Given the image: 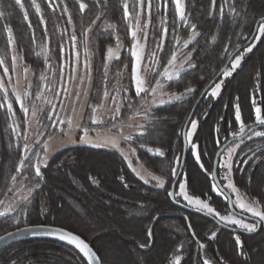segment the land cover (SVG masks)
<instances>
[{
    "label": "trees",
    "instance_id": "trees-1",
    "mask_svg": "<svg viewBox=\"0 0 264 264\" xmlns=\"http://www.w3.org/2000/svg\"><path fill=\"white\" fill-rule=\"evenodd\" d=\"M23 2L28 20L24 19L25 9L16 5L14 0H0V11L6 14L5 17H0V58L5 61L0 64V78H3L8 89L7 94L0 89V104L11 101L15 111L13 118L11 111L0 107V200L4 201V204H0V212L6 211L8 207L16 209L6 216H0V236L30 225L62 227L83 237L97 252L103 264H174L177 256L180 257L179 264H204L205 259L210 260L212 264H264V229L256 236L241 235L247 253L246 261L237 254L234 241L236 233L219 228L213 220L191 212L186 215L198 242L188 227L186 216L168 215L160 217L154 227L153 246L147 251L142 250L139 245L149 244L147 233L156 215L183 210L172 202L164 188L155 187V182L145 184L133 172L135 168L141 175L150 172L163 175L167 179L171 162L177 156L180 157L181 165L184 150L182 133L196 101L225 66L231 54L249 40L257 20L264 17V0H216L215 5L211 0H184L185 11L189 14L191 23L197 25L199 35H196L187 48H182L177 56H181V59L187 58L193 66L189 67L188 63H184L179 78L172 81L162 79V82L164 90L170 94H180L188 87L195 91L181 100L166 102L148 110L145 118L140 120L143 129L139 125V129L130 134L133 139L123 140L119 149L76 142L59 147L51 153L48 150V155L41 165L43 176L35 179L32 168L17 175L15 167L23 153L22 147L17 145L29 143L31 152H41L43 156L42 145L49 136L59 131L60 119L56 110L62 92L66 90L68 79L65 80L76 68L78 72L86 70V60L89 63L86 71L91 84L76 136L78 139L84 135V128L91 133L97 130H116L112 128V124L121 125L134 119L142 105L130 80L134 65V58L131 56L134 41L129 22L123 16L122 0H100L99 4L96 0H82L88 5L83 12L79 10L78 0H37L43 20L39 18L41 13L30 6L31 0ZM65 3L68 4V12L63 10ZM159 3L160 7L157 9V0H153L151 24L147 28L148 39L143 40L142 47L147 55L154 49V41L161 40L162 30L159 22L167 12L169 31L162 41L163 50L158 52L161 66L157 71L162 73L163 66L177 47L172 31L173 20L176 21V34L182 40H187L192 33L191 29L184 27L176 17L172 0H168L167 9L163 6L164 0H159ZM129 4L131 12L132 0H129ZM233 6L239 15L230 11ZM69 13L72 16L71 22L68 21ZM97 16L100 19H96ZM94 20L95 24L92 25ZM141 22L143 23V19ZM109 23L116 25L114 31L105 29V25ZM89 25H92V32L89 33L91 52L86 54L81 33L82 29ZM7 27L13 30L15 45L7 43ZM73 32L78 37L75 44L70 40ZM109 46L118 54V59L107 61ZM248 47H251L252 51H245ZM45 48L48 49L47 53L43 51ZM76 52H79V65L74 63ZM239 54L243 56L241 64L224 79L221 95H206L192 118L199 121L193 140L201 147L200 162L204 163L209 171L214 168L216 156L212 150L216 147L215 138L220 137L221 148L224 137L229 140L232 138L231 133L238 130L234 104H240L245 123L249 125L254 120V106H260L264 110V35L258 30L252 44L242 49ZM13 55L31 72L32 87L29 88V100H35L40 109H43L38 111V139L36 137L39 135L35 137L37 132L33 134L29 128L30 113L23 112L20 107L21 100L17 99L10 82L15 68ZM106 62L107 72L104 68ZM6 67L7 72L4 71ZM41 72L47 76L50 85H55L51 91L43 90L44 97L51 103L39 102L36 96ZM222 78L223 75L217 82ZM147 79L149 83L154 84L151 75ZM105 85L110 92L114 88L121 89V96L130 98L131 103L125 99L120 111L116 113V119L110 114L103 119L105 123L97 124L89 118L92 115L91 107L102 102ZM151 96L149 94L145 99ZM236 97H239V101ZM253 97L256 105L252 103ZM24 106L27 107V104ZM99 113L100 109L98 116ZM221 117L224 119L221 120ZM14 124L19 125L15 130ZM217 126L219 133L215 131ZM260 130L264 129H257ZM37 141V147L31 148ZM130 147L136 149L134 154L129 151ZM156 148L162 149L166 156L154 157L148 151ZM260 151H264V138L245 139L244 144L237 149L233 178L242 194H246L249 199L256 198L264 204V163L259 159ZM254 152L256 156L253 159L247 164L242 162ZM218 172L223 175L222 170L218 169ZM183 173H186L189 179V194L208 200L221 214L230 212L228 201L212 188L215 181L199 167L190 143ZM12 175H17L15 183L11 181ZM37 180L40 187L31 193L28 201H23L21 197L28 196L27 189L33 187ZM179 181L183 182L181 178ZM219 181L225 184V181ZM125 184L128 186L125 187ZM10 188L12 191H9ZM165 188L171 190L168 184ZM178 199L180 203L186 204L181 198ZM21 207H26L27 216L20 214ZM13 217H19L20 222L17 223ZM214 231L217 235L211 238ZM201 244L206 247L200 248ZM13 262L87 264L83 255L73 246L47 238L23 240L0 250V264Z\"/></svg>",
    "mask_w": 264,
    "mask_h": 264
},
{
    "label": "snow or ice",
    "instance_id": "snow-or-ice-1",
    "mask_svg": "<svg viewBox=\"0 0 264 264\" xmlns=\"http://www.w3.org/2000/svg\"><path fill=\"white\" fill-rule=\"evenodd\" d=\"M51 2V0H49ZM14 3L18 5L21 9H25V4L23 0H14ZM79 3V10L83 12L88 5L83 3L82 0H78ZM96 3L99 4L100 0H96ZM167 3L168 0H164L163 6L165 9H167ZM172 3L175 8V13L176 17L178 20L181 22V24L186 27L191 29V35L187 40H182L177 34H176V21L173 20V28L172 31L174 33V41L175 45L177 46L174 51L171 53V57L167 60V64L163 66V72H158L157 68H159L160 65V60L158 58V52L163 50V44L162 41L164 38H166L167 33L169 31L167 24H168V19H167V12H165L164 16L160 20V28L162 30L161 34V40L160 41H154L155 47L153 50L147 53L145 55L143 47H141V38L144 41H147L148 35H147V28L151 24V19H152V8H153V0H132L131 7L133 11H129V0H122V8H123V16L124 19L128 20L129 22V28L131 29V36L133 38V47L131 49V56L134 58V65L132 68V72L130 74V80L132 84L134 85L135 88V94L140 97V103L142 106H148L149 102L145 99L146 96L151 94L154 98L157 94V92H160L161 95H164L165 93L163 92L164 89V83L162 82V79L167 80V81H172L176 78H179L180 72L183 70V64H177V54L182 50V48H187L188 45L192 42V40L195 39L196 35H199L197 32V25L194 23H191L189 14L186 13L185 11V5H184V0H172ZM211 3L213 5L216 4V0H211ZM30 6L35 8L36 12H40V20H43V14L42 10L40 7V4L37 3V0H31ZM160 3L159 0H157V9H159ZM63 10L64 12H68V4L65 3L63 5ZM223 11V8L221 7V12ZM230 11L233 13H236L239 15L237 12V9L235 6L231 7ZM6 14L4 11H0V17H5ZM24 19L28 20V14L27 10L25 9L24 11ZM96 19H100L99 16L96 17ZM143 19V23L141 22ZM72 16L71 13L68 15V21L71 22ZM132 21H135L133 24ZM260 24V29L259 32L261 35H264V17H261V19L258 21ZM95 24V20L92 21V25ZM30 25V22H29ZM92 25H89L88 27H85L82 29V36H83V45H84V50L86 54H90L91 49L89 48V33L92 32ZM105 29H112L113 31L116 29V25L113 24H107L105 25ZM7 43L15 45L16 40L14 39L13 36V30L11 27H7ZM67 31V29H65ZM70 40L75 44L78 41V37L73 32L70 35ZM117 41V48L120 47L119 43V36L116 37ZM45 53H47L48 49L45 48L43 49ZM245 51H252L251 47H248L245 49ZM190 55V54H189ZM75 61L74 63L76 65L80 64L79 60V52H76L75 54ZM118 54L114 52V49L109 46L107 49V61H112L114 59H118ZM17 57L15 55L12 56V62L15 64ZM243 59V56L237 53L234 57H232V64L229 67H225L222 69V75L224 77H228L232 74L233 71L237 67L240 66L241 61ZM4 59L0 58V64H4ZM71 58H70V66H71ZM184 63H188L189 67H192L191 63L188 61L186 58ZM51 68L52 66L49 65ZM84 67L86 69L89 68V63L86 60L84 62ZM105 72L108 70V64L107 62L104 65ZM125 68H127V65H125ZM5 72L8 71V68L6 67L4 69ZM63 71V68L61 67V72ZM25 79H27V72L28 69L27 67H24L23 69ZM119 75V74H117ZM151 75L154 84L149 83L147 77ZM159 77V78H158ZM63 77L61 76V79ZM223 80L214 83L210 87V91H207L205 93H201V95H209L212 97H218L221 95V89L223 86ZM32 84L31 82L28 83V88H31ZM55 85H50L48 83V78L47 76L41 72L39 75L38 83H37V91H36V96L37 98L41 99L44 102L51 103L50 101H47L46 98L43 95V90L48 89L49 91L53 90ZM0 89L4 91L5 94H7L8 89L5 87L3 78H0ZM15 91V88L13 89ZM121 89L119 88H114L110 92L107 85H105L104 91H103V98L102 102L97 105H93L91 107V113L92 115L89 117L94 123L101 124L105 123L102 117H98V110L104 107V101H107L109 97L111 96V104L114 106L111 109L112 117L113 119H116V113L120 111V107L123 105L124 100L127 99L128 103H131L130 98H125L121 96ZM126 91V90H125ZM195 89L188 87L185 89L184 92L180 93L179 95H170L169 100H181L185 95L189 93H193ZM115 93L114 95L112 93ZM30 93L25 92V95H29ZM20 97L17 96V99ZM77 99H79V95L77 96ZM236 100L239 101V97H236ZM154 102V100H153ZM167 101H161V103H166ZM253 105H256V100L255 97H253L252 100ZM0 107H6L9 111L12 112L13 118L15 117V111L13 110V104L11 101H9L6 104H0ZM20 107L23 109V112L26 114L28 113L29 109L24 106L23 102H21ZM40 111H43L41 108ZM253 113H254V120L251 125L245 123V118L242 115L241 111V106L237 102L234 104V114H235V121L238 124V130L233 131L231 133L232 140H228L227 137H224V147L220 148L221 145V139L219 136L215 138L214 144L216 147L212 150L213 154L215 156L220 157V160L217 164V168L223 171V175L221 176L218 171H209V168H206L204 163L200 162L202 159V151L200 145L193 140V137L197 133V128L199 121L196 119H190L188 121V131L183 132L182 135L184 138L188 141V143L191 144L192 150L195 151V159L199 163V167L203 169L205 173H208V175L211 176L213 181L217 180H222L226 181V184L224 183H212V188H214L219 195L224 197L225 200L231 199V196L229 193L235 194V201L234 204H238L239 207L247 214H250L251 217L253 218L251 221L247 220L244 218V216H239L237 217L236 214L234 213H227V214H221V212L217 211L214 207H212L208 200L202 199L199 196L195 195H190L189 194V179L186 173L183 172H178L177 168L180 165V157L177 156L174 161L171 162L170 165V172L168 173V178L165 179L163 175H155L153 173H146V175H141L137 169H133V172L136 173L137 176L140 177L141 180L144 181L145 184H148L150 182H155V187L158 188H164L166 194L176 200L177 203H180V199L182 198L184 201L187 202V206L194 207L202 212H206L209 215L215 216L222 224H228L233 226L235 229H240L243 230L244 232L252 233L256 232L262 225H264V204L261 203L260 200L256 198L252 199H247L246 194H242L240 189L237 187L235 184L234 178H233V167H234V162L236 159L237 155V149L240 148L241 144H244L245 139L251 140L253 137H261L264 138V130L257 131L256 129L259 127L261 129H264V110L260 106H254L253 108ZM139 114V110L138 113ZM145 115H147V107H145ZM32 116L37 118L36 123L39 124L40 121L38 119V113H37V108L35 104L32 107ZM221 120L224 118L221 117ZM60 123H64L63 121H60ZM19 125L14 124L13 130H15V127H18ZM54 126V125H53ZM68 127L71 129L72 127V120L68 121ZM79 127V125H77ZM112 128L118 129L117 136H113L110 139L105 140L104 143H98L94 145L95 147H114V148H119V140L124 139V140H132L133 137L131 135L128 136H123L120 135L122 133V129L119 127L117 124H112ZM140 128L143 129V125H140ZM88 129L84 128L83 132L84 135H88ZM216 133H219L220 129L217 126L215 129ZM37 134H40V129L37 128L36 130ZM141 135H143V132H141ZM27 136H25V140H27ZM48 139L50 140L51 137L49 136ZM81 142L87 143V140H83ZM39 144V141L37 143L32 144L31 148H36L37 145ZM17 147H22L23 153L21 155V158L19 159L18 164L15 167V171L17 175H19L21 172L27 171L29 168L34 169V177L35 178H40L43 176V173L41 171V165L44 163V160L46 159L48 155V148L49 144L47 141L44 142L42 145L43 148V156L41 155V152H31L30 151V145L29 143H24L22 146L19 144ZM140 147H145V145H140ZM129 151L131 153H135L136 149L134 148H129ZM149 152L152 153L154 157H160L163 158L166 156V153L160 149H148ZM251 151V150H250ZM256 156V153L254 152L252 156H249L247 159L243 160L242 162L247 164L249 160L253 159V157ZM127 158V157H125ZM261 162L264 163V151H260V157ZM141 167H143L141 165ZM17 175H12L11 176V181L13 183L16 182L17 180ZM173 177H180L183 182L176 181L175 184H173ZM123 179V178H121ZM249 179H251L249 177ZM95 183V181H93ZM168 184L170 187L178 188V191H169L168 188H165V185ZM128 185L125 184V187ZM40 184L39 181L37 180L36 183L34 184L33 187L28 188V196H23L21 199L23 201H28L29 196L33 191H35L36 188H39ZM9 191H12L10 188ZM0 204H4V201L0 200ZM20 214L22 216H27V209L26 207H21L20 209ZM16 209L12 207H8L6 211L0 212V216H6L8 213L15 212ZM17 223L20 222L19 217H13ZM188 227H191L189 224ZM24 229H17V232L23 231ZM15 235V233L9 232L7 234L8 237H11ZM148 237H152V231L151 229L148 230L147 233ZM192 235H195V232L192 233ZM217 233L214 231L211 233V238H215ZM60 239L62 240H67L69 243L74 244L76 248L79 249V251L82 253L83 257L86 258L87 264H103L101 258L97 255V253L91 248V246L86 243L82 238H80L78 235L74 234H61L59 236ZM7 239L5 236H0V241H3ZM234 241L237 245V254L241 257H244L245 260L247 261V253L244 250L243 246V241L241 240V234H236L234 236ZM141 248L145 247V245L141 244L139 245ZM205 247V245L201 244L200 248ZM222 260V258H221ZM180 257L175 258L174 264H179ZM15 264V262H13ZM204 264H212V262L208 259L204 260Z\"/></svg>",
    "mask_w": 264,
    "mask_h": 264
},
{
    "label": "rangeland",
    "instance_id": "rangeland-1",
    "mask_svg": "<svg viewBox=\"0 0 264 264\" xmlns=\"http://www.w3.org/2000/svg\"><path fill=\"white\" fill-rule=\"evenodd\" d=\"M140 43L142 47L144 44V41L142 38H141ZM13 51L15 52V49H13ZM184 61L185 59H181V56L180 58L179 56H177L178 65L179 64L184 65ZM23 69H24V66L18 61V58H17L15 62L14 74H12L13 76H11L10 82L13 85V89L15 88L16 96L20 97L19 100H21L23 104L25 103L27 104V107L29 109V113L31 116L29 119V122H30L29 128L31 129V131H33V134H34L37 128V123H36L37 118L32 116V107L35 104L37 108V113H38L40 109V105L35 100L31 102L29 100V95H25V92L29 93L28 83L31 82L32 75H31L30 70L27 68L28 69L27 79H25ZM86 70H84L83 72L82 71L78 72V68H76L74 73L69 75V77L66 78L65 80L67 81L68 79V82L66 83V86H65L66 90L64 93L62 92V97L60 98L61 101L58 103V107L56 110L58 114V118L60 119V121H63L64 123H59V131L53 134L50 140L49 139L47 140V143L49 144L48 150L50 153L59 147H63V146L76 143V142L79 143L83 140H87L88 144L96 145L98 143H104L105 140L110 139L113 136H117L118 129L116 130H97L93 133L88 132L87 136L83 135L82 138L80 139L76 137L77 132L80 128V121L85 111V106H86V102L89 96V90H90V84H91L88 71ZM225 78L226 77L223 76L222 80L224 81ZM163 92L165 93L164 95H161L160 92H157L155 98L153 96L147 98L146 100L149 102L148 106H141V110L139 114H137L136 117H134V119L119 125V127L122 129V133H120V135L128 136L131 133L139 129V125L141 123L140 120L145 118L146 116L145 107H147V111H148L154 106L163 104L161 103L162 100L167 101V102L175 101V100H169V96L173 94L168 93L164 89H163ZM78 95H79V99H77ZM175 95H179V94H175ZM41 101L42 100L39 99V102ZM110 101H111V97H109V99L104 102V107L100 109V113L98 117H102L103 119H105L106 117L110 116V114H112L111 109L114 106L111 104ZM69 120H72L71 129H69L68 127ZM77 125H79V127H77ZM37 135L38 134H36L35 137ZM36 138L37 139L40 138V135L39 137L37 136ZM123 140L124 139L119 140V148L121 147V143ZM124 149H126V147ZM234 198L236 199L235 195H234ZM181 200L187 205L186 201H184L182 198ZM236 207L238 208L239 211L245 213L239 207L238 204H236ZM237 217L239 216L237 215Z\"/></svg>",
    "mask_w": 264,
    "mask_h": 264
},
{
    "label": "water",
    "instance_id": "water-1",
    "mask_svg": "<svg viewBox=\"0 0 264 264\" xmlns=\"http://www.w3.org/2000/svg\"><path fill=\"white\" fill-rule=\"evenodd\" d=\"M261 18H259L255 24V27H254V31L251 35V37L249 38V40L242 46H240L239 48H237L232 54L231 56L229 57V59L227 60L225 66L222 68L224 69L225 67H228L230 65V63L232 62V57H234L237 53H239L242 49H244L245 47L249 46L250 44H252V42L254 41V39L256 38L257 34H258V30H259V27H260V24L258 23V21L260 20ZM222 69L219 71V73L215 76V78L205 87V89L203 90L202 93H205L206 90L209 91L210 90V87L216 83L219 78L222 76ZM206 95H200L198 100L196 101L187 121H186V124L184 126V129H183V132H186L188 131V121L190 119L193 118L199 104L201 103V101L204 99ZM259 129V127L257 128ZM256 129V130H257ZM233 138L229 139V140H232ZM183 142H184V150H183V156H182V161H181V165H180V168H179V171L178 172H183L184 170V166H185V162H186V157H187V150H188V141L184 138L183 136ZM224 147V144L221 146V148ZM220 160V157L216 156L215 157V161H214V168H213V171H218V168H217V164ZM180 180V177H176L175 180L173 181V184H175L176 181H179ZM216 183H220L219 180L215 181ZM175 190L176 191V188L174 187H171V190L170 191H173ZM230 195V194H229ZM231 196V195H230ZM170 199L172 200V202L188 211V212H191V213H196V214H199L201 216H204L206 218H209L215 222H217L221 227L229 230V231H232V232H239V233H244V234H247V235H254L256 234L260 228L256 231V232H252V233H248V232H244L243 230H240V229H235L233 227H230L228 225H225V224H222L221 222H219L215 217H213L212 215H209L208 213L206 212H202L198 209H195V208H192V207H189L187 206L186 204H183V203H177L176 200H174L173 198L170 197ZM228 202H229V207L231 209V211L235 214H238V215H241V216H244L242 215L241 213L237 212L233 206V201H232V197L231 199H228ZM177 216V215H183V216H186V218L188 219L187 215L186 214H183V213H171V212H165V213H160L158 215L155 216V218L153 219L151 225H150V228L151 231H152V237L150 238V242L148 245H145V247L142 248V250L144 251H147L149 250L152 246H153V243H154V227L158 221V219L162 216ZM244 217H247V216H244ZM248 218V217H247ZM191 225L189 219H188V225ZM190 230H191V233H193V229H192V226L189 227ZM17 229H24L23 231H19L17 232ZM15 230H12V231H9V232H12V233H15V235L11 236V237H8L7 233L1 235V236H5L7 237V239L3 240V241H0V250H2L3 248L13 244V243H16V242H20V241H23V240H28V239H34V238H47V239H54V240H59V241H62V242H65L71 246H73L75 249H77L79 251L78 248L75 247L74 244H71L69 243L67 240H62L59 238V236L61 234H74V235H78L68 229H65V228H62V227H58V226H52V225H30V226H24V227H21V228H17ZM80 238H82L86 243H88L83 237H81L80 235H78ZM195 237V235H194ZM196 239V237H195ZM197 240V239H196ZM198 241V240H197ZM89 244V243H88ZM90 245V244H89ZM205 245V244H203ZM91 246V245H90ZM91 248L94 250V248L91 246ZM95 251V250H94ZM80 252V251H79ZM96 252V251H95ZM81 253V252H80ZM97 253V252H96ZM82 254V253H81ZM98 255V254H97ZM99 256V255H98ZM86 259V258H85Z\"/></svg>",
    "mask_w": 264,
    "mask_h": 264
},
{
    "label": "flooded vegetation",
    "instance_id": "flooded-vegetation-1",
    "mask_svg": "<svg viewBox=\"0 0 264 264\" xmlns=\"http://www.w3.org/2000/svg\"><path fill=\"white\" fill-rule=\"evenodd\" d=\"M225 184H226V181H225ZM230 195H231V197H232V201H233V206H234V208H235V210L237 211V212H239V213H241L242 215H244V216H247V217H244L245 219H247V220H249V221H251L253 218L251 217V215H249V214H245V213H243V212H241V211H239L238 210V208L236 207V204H234V195L235 194H233V193H229ZM246 198L247 199H249L247 196H246ZM250 200V199H249ZM228 201V200H227ZM228 207H229V202H228ZM180 208V207H179ZM229 209H230V207H229ZM183 211H179V212H177V213H183V214H187V212L188 211H186V210H184V209H182ZM230 212L231 213H233L232 211H231V209H230ZM196 214V213H195ZM235 214V213H234ZM199 215V214H198ZM236 215H238V214H236ZM213 216V215H212ZM238 216H241V215H238ZM213 217H215V216H213ZM216 218V217H215ZM217 219V218H216ZM218 220V219H217ZM219 221V220H218ZM215 222V221H214ZM220 222V221H219ZM216 224H218L217 222H216ZM225 225H228V224H225ZM218 226H219V228H222V229H225V228H223V227H221L219 224H218ZM228 226H230V227H233V226H231V225H228ZM234 228V227H233ZM264 229V225H262L261 227H260V230L256 233V234H254V235H247V234H244V233H239V232H234V233H236V234H241L242 236H256L258 233H260L262 230ZM225 230H227V229H225ZM229 231V230H228ZM230 232H232V231H230ZM197 241V240H196ZM198 242V241H197ZM205 247H206V245H205ZM205 247H203V248H205Z\"/></svg>",
    "mask_w": 264,
    "mask_h": 264
}]
</instances>
